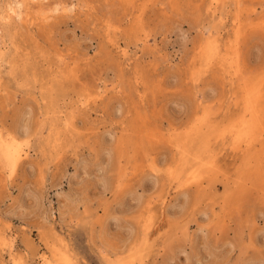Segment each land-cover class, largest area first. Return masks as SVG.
<instances>
[{"label":"rangeland","instance_id":"1","mask_svg":"<svg viewBox=\"0 0 264 264\" xmlns=\"http://www.w3.org/2000/svg\"><path fill=\"white\" fill-rule=\"evenodd\" d=\"M21 1L0 264H264V0Z\"/></svg>","mask_w":264,"mask_h":264},{"label":"bare ground","instance_id":"2","mask_svg":"<svg viewBox=\"0 0 264 264\" xmlns=\"http://www.w3.org/2000/svg\"><path fill=\"white\" fill-rule=\"evenodd\" d=\"M11 4H10V6L8 7V12H9V14H12V16L13 15H15L17 18H21L24 14H25V7H24V2L23 1H21V0H11V2H10ZM26 6V5H25ZM53 9H54V7H53ZM54 11V10H53ZM53 11L51 12V13H53ZM55 11H57V10H55ZM48 12H49V10H48ZM11 16V17H12ZM15 17V18H16ZM240 37V36H239ZM217 58V57H216ZM238 72V71H237ZM256 90H258V88L256 89ZM255 93V92H254ZM259 93V92H258ZM261 94V93H260ZM258 96V95H257ZM260 96V95H259ZM258 99V98H257ZM258 102H259V100H258ZM257 104V103H256ZM258 105V104H257ZM255 109V108H254ZM256 111H257V109H256ZM253 112H254V110H253ZM246 126H248V125H246ZM245 126V127H246ZM250 127H252V126H250L249 125V128ZM248 128V129H249ZM262 128V127H261ZM252 129V128H251ZM245 130H247V129H245ZM237 131V130H236ZM248 131V130H247ZM251 131V130H250ZM249 131V132H250ZM241 132V131H240ZM246 132V131H245ZM252 132V131H251ZM250 132V133H251ZM244 134H246V136H247V133H243V136H244ZM234 137V136H233ZM8 138H10V137H8ZM13 138V137H12ZM249 138V137H248ZM242 139H243V137H242ZM244 139H246V138H244ZM239 140H241V138H240V136H239ZM20 145V144H19ZM20 149V147L18 148L17 147V145L15 144V141L14 140H12V139H6V137H4L3 136V138H0V153H1V156H2V158L3 159H5L6 160V162H7V164L9 163V164H12V165H14V163L16 162V160H18V158H20V151L22 150H19ZM22 154V153H21ZM22 158V157H21ZM20 158V159H21ZM19 159V160H20ZM18 160V161H19ZM14 162V163H13ZM8 164V165H9ZM16 165H17V163H16ZM12 167V166H11ZM10 167V168H11ZM14 167L16 168V166L14 165ZM14 168V169H15ZM13 169V168H12ZM15 171V170H14ZM13 171V172H14ZM21 260V259H20Z\"/></svg>","mask_w":264,"mask_h":264}]
</instances>
